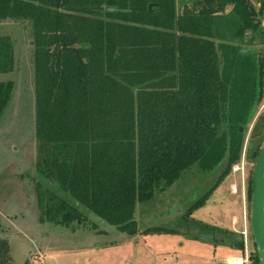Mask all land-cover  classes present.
<instances>
[{
  "label": "trees",
  "instance_id": "obj_1",
  "mask_svg": "<svg viewBox=\"0 0 264 264\" xmlns=\"http://www.w3.org/2000/svg\"><path fill=\"white\" fill-rule=\"evenodd\" d=\"M219 1L195 0L178 13L176 0H0V19L32 27L35 130L43 150L36 166L46 183L58 181L77 201L37 180L40 220H82L81 204L130 223L138 202L170 187L190 167L216 166L208 189L182 215L194 224L193 236L243 252L241 232L191 216L241 158L248 124L264 97V49L242 45L264 44L257 17L264 0L258 8L254 0H225L230 10ZM150 2L156 4L149 8ZM54 45H60L58 74L47 67ZM1 56L8 70V36H1ZM13 87V79L0 80V118ZM263 142L257 122L246 151L251 160ZM155 231L175 230L154 225L142 232ZM0 264H15L1 235ZM249 264H258L256 248Z\"/></svg>",
  "mask_w": 264,
  "mask_h": 264
},
{
  "label": "rangeland",
  "instance_id": "obj_2",
  "mask_svg": "<svg viewBox=\"0 0 264 264\" xmlns=\"http://www.w3.org/2000/svg\"><path fill=\"white\" fill-rule=\"evenodd\" d=\"M220 5L224 10L233 7L231 2L225 0ZM258 27L262 28L261 21ZM1 36H8L12 43L13 62L8 70H3L1 56L0 80L11 78L14 80V87L11 99L0 118V235L10 242L13 262L217 264L223 256L219 243L193 236L191 233L196 231L194 224L188 223L182 215L191 201L208 189L218 174L216 166L208 170L199 165L190 167L170 187L158 189L150 200L138 202L131 216L134 220L130 223L119 221L120 224L114 218L111 220L112 217L97 216L81 204L79 208L83 213L82 220L74 219L66 223L40 220L36 181L42 179V176L36 163L43 150L39 146L35 130L36 48L31 24L10 16L1 18L0 43ZM242 45L257 51L264 49V44L260 41ZM54 47L55 45L50 48L48 55L49 69ZM258 107L246 130L241 158L233 164L230 172L208 195L206 201L191 213L195 220L214 223L235 233H240L247 225V243L243 252L238 249L235 253L249 252L250 261L255 246L250 230L252 199L247 197V186L256 161L251 160L246 151L254 124L259 122L264 130V97ZM223 166L222 161L219 168ZM42 181L45 186L56 190L59 196H66L68 201H76L71 192L59 189L58 181ZM231 220H236L237 230L230 226ZM154 225L175 231L142 232L145 227Z\"/></svg>",
  "mask_w": 264,
  "mask_h": 264
},
{
  "label": "water",
  "instance_id": "obj_3",
  "mask_svg": "<svg viewBox=\"0 0 264 264\" xmlns=\"http://www.w3.org/2000/svg\"><path fill=\"white\" fill-rule=\"evenodd\" d=\"M176 2L177 12L180 13L184 5L187 3H194L195 0H176ZM153 4H156V2H150L149 8H151ZM114 8L115 7H110V9ZM59 57L60 45H55L51 53L50 64V70L55 74L59 73ZM240 129L242 130V127ZM253 179L250 230L258 254V264H264V144L256 160Z\"/></svg>",
  "mask_w": 264,
  "mask_h": 264
},
{
  "label": "built area",
  "instance_id": "obj_4",
  "mask_svg": "<svg viewBox=\"0 0 264 264\" xmlns=\"http://www.w3.org/2000/svg\"><path fill=\"white\" fill-rule=\"evenodd\" d=\"M258 8L260 6V0H254L253 1ZM257 17H260L261 24H262V29L264 30V12ZM248 230L249 228L247 225L244 226V228L241 230V233H243L244 237V245L247 243L248 239ZM224 263L225 264H249L250 262V254L249 252H245L244 254H228L227 256L224 257Z\"/></svg>",
  "mask_w": 264,
  "mask_h": 264
},
{
  "label": "crops",
  "instance_id": "obj_5",
  "mask_svg": "<svg viewBox=\"0 0 264 264\" xmlns=\"http://www.w3.org/2000/svg\"><path fill=\"white\" fill-rule=\"evenodd\" d=\"M235 225H236V220H231L230 221V226L233 229L237 230V228L235 227ZM240 232H241V230H240ZM219 246H221L220 247L221 248L220 251L223 254V256L220 257V259L217 261V264H224V262H223V259L224 258L223 257L227 256L228 254H237L235 252L238 249H236L235 247L229 245L228 243L227 244H225V243H219Z\"/></svg>",
  "mask_w": 264,
  "mask_h": 264
}]
</instances>
